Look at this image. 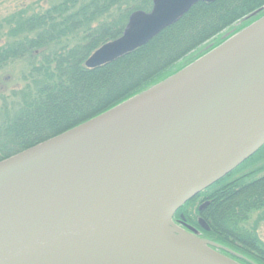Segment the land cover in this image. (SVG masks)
Here are the masks:
<instances>
[{"label": "water", "instance_id": "95a60500", "mask_svg": "<svg viewBox=\"0 0 264 264\" xmlns=\"http://www.w3.org/2000/svg\"><path fill=\"white\" fill-rule=\"evenodd\" d=\"M215 1L152 0L84 67ZM262 146L264 16L155 87L1 161L0 264H238L172 217Z\"/></svg>", "mask_w": 264, "mask_h": 264}, {"label": "trees", "instance_id": "16d2710c", "mask_svg": "<svg viewBox=\"0 0 264 264\" xmlns=\"http://www.w3.org/2000/svg\"><path fill=\"white\" fill-rule=\"evenodd\" d=\"M151 1L50 0L46 5V0H39L0 19V72L10 65L24 64L23 87L6 95L0 92V162L165 80L179 66L188 65L190 59L181 64L185 57L264 6V0L197 3L145 46L100 68L86 69L87 58L102 45L120 38L129 16L138 11L149 12ZM200 22L203 31L192 35ZM185 33L192 38L180 40L179 36ZM258 184L255 182L254 187ZM257 191L249 196L257 198ZM239 196L231 199V205L226 200L223 216L219 218L234 236L242 235L235 232L244 221L245 208L249 210L243 204V195ZM188 204L176 212L175 219L183 213L187 221L193 220L190 208L185 212ZM220 236L226 239L224 232ZM244 251L250 258L257 256L256 250L244 248ZM261 258L264 264V257Z\"/></svg>", "mask_w": 264, "mask_h": 264}, {"label": "flooded vegetation", "instance_id": "af4514ba", "mask_svg": "<svg viewBox=\"0 0 264 264\" xmlns=\"http://www.w3.org/2000/svg\"><path fill=\"white\" fill-rule=\"evenodd\" d=\"M255 182L259 183L257 187H254ZM255 190H258L257 198L249 196ZM239 195H243L245 201L243 204L248 206L249 210L245 208L244 221L235 232L242 235L234 236L229 229L224 228L219 218L223 216L226 200L231 205V199H237ZM250 197L253 198L251 202H249ZM263 201L264 162H244L216 183L199 192L188 202L189 204L186 203L188 205L185 212L189 211L192 203L194 205L193 220L187 221L183 213L178 219H175L174 215L173 220L185 232H193L197 239L212 244L217 253L238 264H262L264 241L259 237L258 232L264 224ZM221 232H224L226 239L221 238ZM244 248L256 250V258L248 257Z\"/></svg>", "mask_w": 264, "mask_h": 264}, {"label": "rangeland", "instance_id": "374dc122", "mask_svg": "<svg viewBox=\"0 0 264 264\" xmlns=\"http://www.w3.org/2000/svg\"><path fill=\"white\" fill-rule=\"evenodd\" d=\"M38 1L39 0H0V19H2L4 17H7L8 15L14 13L15 11H17L21 7L35 5V3H37ZM49 1L50 0H46L45 4L48 5L49 4ZM226 1H225V3H226ZM230 2L231 1H229V3ZM230 6H232V5H230ZM263 8H264V6H263ZM263 16H264V13L262 15H259L258 17L251 18L249 20L250 21L249 24H244V23L242 24V21H241V23H240V21H238L237 23H235V25L232 28L227 29L224 32H221L217 36L215 35V37L213 38V40L211 42L202 45L195 52H193L190 56L188 55L187 57H185L186 59H184L181 64H185V60L190 59L188 61V65L186 67L185 66L184 67L179 66L178 67L179 70L177 72H175L174 74L170 75L169 77L174 76L178 72H180L183 69L187 68L188 66L192 65L194 62H196L200 58L205 57L208 53H210L211 51L215 50L220 45H222L223 43H225L227 40L231 39L232 37H234L235 35H237L241 31H243L246 28H248L251 24L256 23V21L260 20L261 17H263ZM212 22L213 21H210L211 24H212ZM201 26H203V25L200 22V25H197L196 26V28H195L196 30L194 29L195 32L194 33H191V32H193V30H192L190 33L193 35V34H197L199 31L200 32L203 31V27L201 28ZM183 36H179V39L182 40V38H184V40H188V39L192 38L190 35H188V33H185ZM167 42H168V40L165 42V44ZM155 51H153V52H155ZM200 52H203V53L201 55H199L198 58L197 57H194L195 55H198ZM151 55H153V54H151ZM193 57H194V59L195 58L196 59L194 61L190 62L193 59ZM149 58H150V56H149ZM153 58H154V56H152V58H150V59H153ZM140 62H142V61H139V63ZM23 65H24L23 63H19V64L17 63V64H14V65H10L9 67H7L6 69H4L3 71L0 72V92H3L6 95L11 90H16L17 91V90H20L23 87L24 84L21 81V72H22ZM128 68L129 67H127V69ZM124 70L125 69H119V72L120 71L123 72ZM113 72H115V71H113ZM169 77H167V78H169ZM10 78H11V81H9ZM167 78H165V80ZM123 81H125V80H123ZM162 81H164V80H162ZM161 82H159V83H161ZM158 84H156V85H158ZM156 85L152 86V88L155 87ZM112 92H113V90H112ZM130 99H132V98H130ZM130 99H128V100H130ZM1 105L2 104L0 103V106ZM119 105H121V104H119ZM119 105H117V106H119ZM117 106H115V107H117ZM115 107H113V108H115ZM113 108H111V109H113ZM111 109H109V110H111ZM109 110H107V111H109ZM107 111H105V112H103V113H101V114H99L97 116H100V115L106 113ZM75 127H77V126H75ZM247 162H249V163L250 162H253V163H263L264 162V146L252 158H250L247 161H245V163H247ZM255 176H256V174L254 175V177ZM193 206L194 205L192 203V205L190 206V212H191L192 215H193V212H192ZM258 234H259V237L264 241V224H262V227H260Z\"/></svg>", "mask_w": 264, "mask_h": 264}]
</instances>
